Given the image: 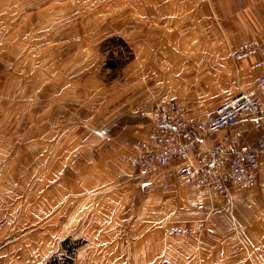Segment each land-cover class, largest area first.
I'll return each instance as SVG.
<instances>
[{
  "label": "crops",
  "instance_id": "1",
  "mask_svg": "<svg viewBox=\"0 0 264 264\" xmlns=\"http://www.w3.org/2000/svg\"><path fill=\"white\" fill-rule=\"evenodd\" d=\"M41 1L24 0L35 5L27 12L10 11L13 1L6 0L2 10L9 19L2 23L0 62L10 71L0 77V187L1 194L20 196L25 225L46 222L52 237L97 241L109 226L127 227L130 234L124 237L123 229L115 236L126 239L115 242L110 264H232L222 238L163 237L165 228L203 221L206 211H231L245 234L264 238V224L243 210L247 205L264 210V117L259 129L237 126L252 150H262L263 165L256 187L239 189L245 193L231 188L229 198L209 200L191 188L165 192L120 161L146 138L156 96L210 113L236 90L255 88L258 73L248 68L253 60L236 68L230 57L239 43L264 38V0H125L129 9L114 8L115 18L137 25L129 33L123 31L129 25L112 33L83 21L63 40L77 60L58 53V20L69 15L54 13L51 27L44 26L35 11ZM49 33L50 41L43 43ZM111 33L134 41L135 62L126 74L135 79L122 92L103 87L85 70L92 48ZM40 47L50 53L41 55ZM64 65L74 70L60 79ZM93 228L99 230L91 237Z\"/></svg>",
  "mask_w": 264,
  "mask_h": 264
},
{
  "label": "rangeland",
  "instance_id": "2",
  "mask_svg": "<svg viewBox=\"0 0 264 264\" xmlns=\"http://www.w3.org/2000/svg\"><path fill=\"white\" fill-rule=\"evenodd\" d=\"M4 1L6 0H0V55L1 56L3 52V40L5 37L2 31L4 28V26H2V23L6 18L5 17L6 15L2 14V10H5L3 6ZM8 1H13L7 7V9H11L10 11L22 9L24 11L29 12V10H31V8L35 6L30 2L23 3L24 0H7V2ZM116 7L117 9L121 7H125V9H129L130 3H125V0H123V3L121 2V0H43L39 2V5L35 9V11L40 13V22H42V25L48 27H51V18L49 17L50 15L54 13H60V15L64 17L69 15L66 18H59L58 20V26H59L58 31L60 32L58 33L59 36L58 53L64 59L72 55L74 60H77L78 54L76 52L73 53L72 50L68 49V47L64 45L65 41L63 40L70 38V34H72L73 32V28L76 27L77 25H81L83 21L90 23V27L92 28V30H99L100 26H102L104 32L112 31V33H114L113 29L119 28L123 25L126 26L129 25L128 28L123 30L124 32L129 33L132 30L131 26L137 25V23L131 25L130 19L117 20L115 18V13H114V8ZM131 8H134L132 4H131ZM82 12H85L87 14L83 15ZM100 12H103V15H100L101 14ZM166 17H169V15H166ZM17 21H21V20L18 19ZM24 21L25 18L23 22ZM33 21L34 19L30 20L29 22L31 23ZM121 21L122 23H120ZM144 21L146 20L144 19ZM150 21L153 22L152 20ZM201 21H204V18ZM138 24H140L139 21ZM213 24L215 26L219 25L215 20H213ZM12 27H16V26L13 25ZM145 27L146 26L144 25L143 28ZM112 33L111 35L110 34L107 35L106 38L102 40L97 47L92 48V54H93L92 63L85 70H89L90 73H92L91 74L92 78H94L103 87H106L107 89L111 88L114 91L117 90V92H122L123 90H126V86L131 84V81L135 79L134 74L131 75L126 74V70L130 68V66L135 62L134 60L135 54L132 48V44H134V41L129 43V41L126 40L124 36L117 33L115 34ZM95 34L97 33L92 34V38ZM101 35H97L96 38L100 37ZM257 38L253 37L251 39L239 43L238 45L235 46L234 52L241 44H245L250 41H257V40L260 41V39L264 42V38H259V37ZM41 41L43 43L46 41H50V33L46 38L43 39L41 38ZM11 43H14V41H12ZM92 43H94L93 39H92ZM61 45L65 46L63 52H62L63 47H61ZM14 46L15 48L18 47L17 44ZM39 49H41L40 51L41 55L45 53L48 54L50 53L49 52L50 49H48L47 51L44 50V47H40ZM234 52L231 53V57H230L232 61H234L233 59ZM111 57L116 58L117 61L115 62L111 61L110 63ZM234 63L236 68H240L243 65V63L237 64L235 61ZM72 70H74V67L72 68L71 66L64 65L63 70L60 71V79L68 77V75ZM9 71L10 69H8V66L7 65L4 66V64L0 62V77L5 73H8ZM221 85L222 84H220V86ZM244 92H248V91L241 92L236 90L235 96ZM124 98L125 95L122 97V99ZM0 99H1V89H0ZM163 100L170 101L175 105H181V107L183 106L182 108H184L186 114L189 116L201 117L202 115L207 114L206 112L194 113L182 102L180 103L168 97L156 96L153 99L152 107L149 111V116H148L150 129L152 125V121L150 119L151 112L153 111L154 106H156V103L158 101H163ZM139 114L141 116H144L145 113L140 112ZM243 143L246 144L244 142V139H243ZM136 147L134 150L135 153L132 156L136 155L137 153ZM260 152L263 162L262 150ZM130 157L122 156L120 158V161L128 164L134 171H136V169H134L128 162V159ZM2 169L3 167H0V171ZM169 175H170V180L174 185L175 191H178L181 188H190V187L179 186L176 180L171 176L172 173H170ZM257 184H258V177H257ZM158 185L161 188V185L160 184ZM192 189L193 188H191V190ZM240 190L238 189L237 191L241 193H245V191H240ZM1 191L3 190L0 187V264H46L48 260L50 261L52 259V257L54 256L61 257L68 253L65 251V249L62 246V242L66 239L70 240L72 243L77 245L74 247L72 264H110V255L115 254L114 251L115 242L116 241L120 242L122 239H126V238H115V236L117 237L121 235L123 229L125 231L124 237L127 232L130 234L129 228L127 227L119 228L112 225L105 228L104 231L105 238H101L102 241H97L96 238H82V237H74L72 235H68L62 238H56V236L52 237L51 230L53 229V227L50 226L49 223L43 222L41 225L38 224L41 222H35L30 226H26L24 223L25 219L21 218V215H24V212H20L19 206L17 204L18 199H20V196L11 195V194L9 195L1 194ZM193 191H195L196 193L199 192L194 189ZM165 192L172 193V191H165ZM199 193L205 195L204 192H199ZM218 198L220 197L213 199H218ZM226 198H229V196ZM1 207L4 208L7 207V209L5 210L2 209ZM243 210L247 213V215L250 218H256L264 224L263 209H261L262 211L258 213L254 211L252 206L247 205V207ZM208 213L209 212L206 211L203 221H196V222L193 221L178 227L176 226V227L165 228L162 231L163 237L165 236L168 238H195L197 240H199V238H222L220 245L222 246L225 245L226 252L228 254V257L230 258V263L264 264V238H250L247 234H245L243 229L240 228V226L237 223H235L233 217L231 216L232 215L231 211L230 213L224 211H220V212L217 211V212H212L210 215H208ZM206 216L208 218H206ZM199 225L202 227L201 230L199 232L195 231ZM184 227L185 228L192 227L194 231L191 232V234L179 235V236L169 235L166 233V230L174 229V228H184ZM98 230L99 228L97 229V231H95L94 228L90 229V231L92 232L91 237H93V234L95 232H98ZM111 263L114 264V262Z\"/></svg>",
  "mask_w": 264,
  "mask_h": 264
},
{
  "label": "built area",
  "instance_id": "3",
  "mask_svg": "<svg viewBox=\"0 0 264 264\" xmlns=\"http://www.w3.org/2000/svg\"><path fill=\"white\" fill-rule=\"evenodd\" d=\"M237 64L253 60L256 86L205 115L189 116L181 105L158 101L151 112V129L128 162L139 176L157 181L161 189L175 191L170 173L179 186L204 192L206 198H226L230 188H254L263 165L261 152L243 143L237 126L262 127L264 117V42L241 44L234 52ZM254 154L253 160L248 155ZM170 180V181H168ZM199 225L195 231H200ZM192 227L166 230L169 235L191 234Z\"/></svg>",
  "mask_w": 264,
  "mask_h": 264
},
{
  "label": "trees",
  "instance_id": "4",
  "mask_svg": "<svg viewBox=\"0 0 264 264\" xmlns=\"http://www.w3.org/2000/svg\"><path fill=\"white\" fill-rule=\"evenodd\" d=\"M117 61L116 58L111 57L110 63ZM109 63V65H110ZM62 246L65 249L66 252H68L66 255H63L61 257L54 256L52 259L46 263V264H72L73 261V252L74 247L77 246L76 244L72 243L70 240L66 239L62 242Z\"/></svg>",
  "mask_w": 264,
  "mask_h": 264
},
{
  "label": "bare ground",
  "instance_id": "5",
  "mask_svg": "<svg viewBox=\"0 0 264 264\" xmlns=\"http://www.w3.org/2000/svg\"><path fill=\"white\" fill-rule=\"evenodd\" d=\"M248 93V92H247ZM231 101V100H230Z\"/></svg>",
  "mask_w": 264,
  "mask_h": 264
}]
</instances>
